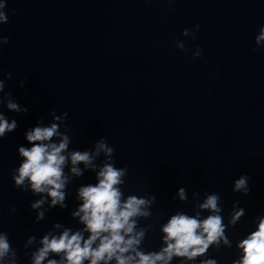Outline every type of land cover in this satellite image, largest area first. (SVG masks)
Masks as SVG:
<instances>
[{
    "label": "clouds",
    "instance_id": "9594fccd",
    "mask_svg": "<svg viewBox=\"0 0 264 264\" xmlns=\"http://www.w3.org/2000/svg\"><path fill=\"white\" fill-rule=\"evenodd\" d=\"M5 7L0 3V8ZM0 21L7 22V15L0 11ZM197 30L199 26L197 25ZM185 35L188 30L185 29ZM264 41V27L260 30V35L256 38V43ZM184 49L181 43L178 45ZM196 56L201 55L198 48ZM4 88L0 82V91ZM7 107L10 110L21 111L19 106L9 101ZM26 111V109H24ZM17 127L16 122L9 123L3 115H0V137L6 132H11ZM54 136H60V142H51ZM26 139L32 144L30 148L20 147L19 154L24 158L23 162L16 170L14 176L17 186L24 185L27 180L34 193H46L51 197V205L59 204L65 207V193L63 189L68 182V177L64 173V167L69 158L71 162V173L80 176L83 174L78 167L83 163L86 168L95 170L93 160L100 152L111 157L114 149L109 147L104 140L96 143V151H74L67 156L70 139L68 136L58 132L56 124L50 127H35L26 133ZM125 168H117L112 163H105L97 173L98 183L95 185L82 186L78 191L79 199L83 201L74 216H80L81 221L86 226L85 231L89 233L84 239L81 232L70 234V230H65L59 236L45 235L41 241L42 247L33 254L34 264H43V261L50 253L63 254L66 264H108L113 259L116 264H169L174 256L186 257L191 260L205 253L213 243L219 244L225 237V224L219 215L221 209L218 206L220 197L216 194L208 195L204 203L199 207L209 210L212 214L204 219L191 217L186 214L173 215L162 227L164 233L163 247L158 253L144 254L136 250V245L140 243L144 232H135L137 216H147L148 212L144 207L149 204L144 198L135 196L128 197L122 201V193L118 185L123 183L122 177L126 174ZM247 177L242 176L235 181L236 191L247 192ZM181 199H185L184 190H180ZM45 201L38 200L32 208H39ZM82 214V215H81ZM243 215V210L232 215L230 223L235 224ZM43 212L38 214L37 219H42ZM59 227V225H55ZM98 241V243H97ZM31 243V239L29 240ZM96 245L93 247V245ZM238 247L243 255L235 264H264V219H261L257 229L249 234L246 239L239 242ZM11 250V245L6 235H0V260H2ZM131 253H134L132 255ZM127 254V255H126ZM47 264H58L55 259H49ZM206 264H215L214 261H207Z\"/></svg>",
    "mask_w": 264,
    "mask_h": 264
}]
</instances>
